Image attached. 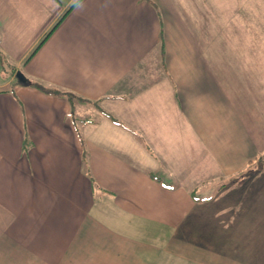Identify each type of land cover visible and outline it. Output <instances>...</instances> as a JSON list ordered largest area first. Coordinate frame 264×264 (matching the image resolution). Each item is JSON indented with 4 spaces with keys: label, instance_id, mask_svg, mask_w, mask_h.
Wrapping results in <instances>:
<instances>
[{
    "label": "crops",
    "instance_id": "crops-1",
    "mask_svg": "<svg viewBox=\"0 0 264 264\" xmlns=\"http://www.w3.org/2000/svg\"><path fill=\"white\" fill-rule=\"evenodd\" d=\"M75 1L0 0V50L16 63L0 81V264H236L197 230L195 181L250 159L237 157L251 139L237 97L206 56L196 12L209 0ZM251 237L264 264V223Z\"/></svg>",
    "mask_w": 264,
    "mask_h": 264
},
{
    "label": "rangeland",
    "instance_id": "rangeland-1",
    "mask_svg": "<svg viewBox=\"0 0 264 264\" xmlns=\"http://www.w3.org/2000/svg\"><path fill=\"white\" fill-rule=\"evenodd\" d=\"M209 4L210 8L198 10L196 16L201 13L198 19L205 18L204 45L211 60V75L216 80L226 76L228 95L237 97L242 133L251 138L248 143L241 141L237 157L242 160L247 154L250 159L234 174L195 181L208 218L197 230L199 235L222 238L217 252L223 261L232 258L238 259L236 264H257L248 250L252 240L259 242L251 237L252 223H264V0H209ZM243 13L253 24L257 22L258 36L257 31L244 25ZM195 40L202 43V37ZM15 65L0 50V81L13 72ZM261 208L263 211L256 212ZM254 213L263 220L258 221ZM153 235L149 229L146 238Z\"/></svg>",
    "mask_w": 264,
    "mask_h": 264
},
{
    "label": "trees",
    "instance_id": "trees-1",
    "mask_svg": "<svg viewBox=\"0 0 264 264\" xmlns=\"http://www.w3.org/2000/svg\"><path fill=\"white\" fill-rule=\"evenodd\" d=\"M79 0H76L73 4V6L78 2ZM69 12L66 11L62 17H60V19L52 26V28L47 32V34L42 38V40L36 45V47L30 52V54L27 56V58L25 59V62H28L30 60V58L37 52V50L42 46V44L47 40V38L52 34V32L55 30V28L59 25V23L63 20V18L65 17V15ZM35 85L37 87H39L40 89L46 91V92H50V91H53V92H56V93H59V94H64L66 96L69 97V99H73L74 96H75V92L72 91V90H67V89H60L58 87L54 88V89H50L48 88V86L43 83V82H36Z\"/></svg>",
    "mask_w": 264,
    "mask_h": 264
},
{
    "label": "water",
    "instance_id": "water-1",
    "mask_svg": "<svg viewBox=\"0 0 264 264\" xmlns=\"http://www.w3.org/2000/svg\"><path fill=\"white\" fill-rule=\"evenodd\" d=\"M16 77L24 82V83H28L30 82L29 79L27 78V76L25 75V73L23 72V70L19 69L17 72H16Z\"/></svg>",
    "mask_w": 264,
    "mask_h": 264
}]
</instances>
